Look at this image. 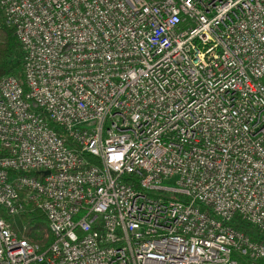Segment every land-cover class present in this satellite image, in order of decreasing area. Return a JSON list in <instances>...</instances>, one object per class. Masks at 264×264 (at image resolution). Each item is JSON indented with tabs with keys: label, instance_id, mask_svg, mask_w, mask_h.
I'll return each mask as SVG.
<instances>
[{
	"label": "built area",
	"instance_id": "1",
	"mask_svg": "<svg viewBox=\"0 0 264 264\" xmlns=\"http://www.w3.org/2000/svg\"><path fill=\"white\" fill-rule=\"evenodd\" d=\"M0 8V264H264V0Z\"/></svg>",
	"mask_w": 264,
	"mask_h": 264
},
{
	"label": "trees",
	"instance_id": "2",
	"mask_svg": "<svg viewBox=\"0 0 264 264\" xmlns=\"http://www.w3.org/2000/svg\"><path fill=\"white\" fill-rule=\"evenodd\" d=\"M7 75H13L18 78L23 77V50L17 39L14 27L6 22L0 8V78ZM22 216L27 225L25 234L28 240L39 244L44 249L52 240L44 215L39 209H27ZM234 226L243 230L254 239L264 238L260 232L252 229L246 222H238ZM239 264L246 263L240 259Z\"/></svg>",
	"mask_w": 264,
	"mask_h": 264
},
{
	"label": "rangeland",
	"instance_id": "3",
	"mask_svg": "<svg viewBox=\"0 0 264 264\" xmlns=\"http://www.w3.org/2000/svg\"><path fill=\"white\" fill-rule=\"evenodd\" d=\"M10 220L12 221V224L14 226L13 229L14 228H18L19 230H23L24 228L26 229V227H27L25 221L23 220V216L22 215L15 216L14 218H12Z\"/></svg>",
	"mask_w": 264,
	"mask_h": 264
}]
</instances>
